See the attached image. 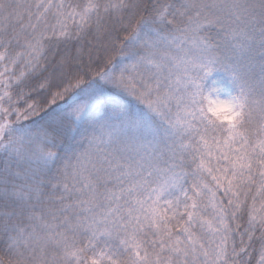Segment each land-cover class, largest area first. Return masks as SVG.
<instances>
[{
  "label": "snow or ice",
  "instance_id": "obj_1",
  "mask_svg": "<svg viewBox=\"0 0 264 264\" xmlns=\"http://www.w3.org/2000/svg\"><path fill=\"white\" fill-rule=\"evenodd\" d=\"M0 264H264V0H0Z\"/></svg>",
  "mask_w": 264,
  "mask_h": 264
}]
</instances>
